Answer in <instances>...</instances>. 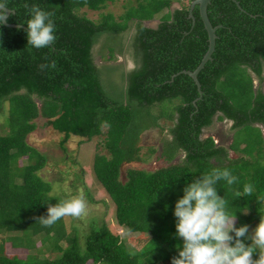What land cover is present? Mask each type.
I'll return each mask as SVG.
<instances>
[{
  "label": "trees",
  "instance_id": "trees-1",
  "mask_svg": "<svg viewBox=\"0 0 264 264\" xmlns=\"http://www.w3.org/2000/svg\"><path fill=\"white\" fill-rule=\"evenodd\" d=\"M110 1L7 0L14 13L7 23L24 27L0 25V112L7 109L8 130L0 134V264H171L183 245L176 234L175 204L186 186L213 168H227L239 178L231 187L224 180L215 185L236 227H256L264 215V0L207 5L218 27L211 58L197 73L200 89L186 73L208 47L197 5L194 21L189 6L163 13L171 0H134L119 20L107 12L96 21L82 10L98 11ZM25 4L54 13L52 46L28 45ZM157 15L156 27L143 25ZM129 29L136 65L129 70L118 61L97 65L94 47L105 50L101 38H121ZM119 48L128 60L122 43ZM52 62L55 68L42 70ZM111 71L120 74V82L109 83ZM38 117L62 134L64 151L71 136L103 137L100 145L107 153L95 152L92 171L115 206L123 235L97 219L85 230L73 226L69 232L63 218L51 227L39 222L49 204L63 197L50 194L49 182L38 174L47 158L27 141ZM214 117L232 121L228 147L210 135L202 137ZM161 119L169 122L160 151L167 165L153 171L128 168L121 181L122 164L143 160L141 134L164 128ZM229 150L242 155L231 157ZM180 154L184 159L174 163ZM246 183L253 185L252 195L237 197ZM6 244L27 255H8ZM253 258L258 259V251Z\"/></svg>",
  "mask_w": 264,
  "mask_h": 264
},
{
  "label": "rangeland",
  "instance_id": "rangeland-1",
  "mask_svg": "<svg viewBox=\"0 0 264 264\" xmlns=\"http://www.w3.org/2000/svg\"><path fill=\"white\" fill-rule=\"evenodd\" d=\"M191 0H171L170 7L165 9L166 11H172L175 8L189 6ZM129 4H134V0H112L106 2L105 7L98 11H92L88 9H82L87 17L98 21L101 14L110 12L114 15L116 20H119L118 15L122 14ZM162 15V14H161ZM157 15L156 17H158ZM160 17V16H159ZM159 22L156 18L150 21H143V25L149 27H155ZM131 38L132 29L127 30L121 36H104L100 40L104 51L97 45L94 47V59L97 65L101 64H114L118 61L119 64H127V70L135 66V62L131 56ZM121 39V41H120ZM123 44V49L129 53H124L128 56V60H125L123 53H120V44ZM102 51V52H100ZM105 54L101 57V54ZM120 54V56H118ZM105 57H111L108 60ZM131 58V59H130ZM131 61L132 63H130ZM117 63V62H116ZM117 63V64H118ZM129 67V68H128ZM109 83L111 85L115 80H121V76L118 72L110 73ZM255 87L258 86V81L254 82ZM6 112L4 109L0 112V134H5L7 130L6 125ZM36 123L35 130L27 136V141L30 145L38 149L43 153L46 158V164L38 172V174L51 186L50 194L63 197V199L71 198L74 195L82 193L88 204V215L82 218L64 217L66 231H70L73 226L80 229H87L91 219H97L100 222H105L110 230L114 233H122L123 227L119 226L115 219V206L110 200L108 194L105 192L102 185L94 176L92 171V162L95 152L107 153L100 143L103 140L102 136L94 137L91 140L82 139L80 137L71 136L65 143L66 151H64L59 141L62 139V134L53 130L50 125L47 124L46 119L38 117L34 120ZM161 125L164 128L154 127L144 131L139 140V155L143 159L139 162L124 163L120 169L119 179L121 181L126 180V170L128 168L143 169L147 171H153L160 167L167 165L166 162L160 157L161 140L166 133V127L168 121L161 119ZM231 121L222 119L219 120L216 117L213 118V124L203 129L202 137L212 136L215 143L228 147L232 141L233 130L231 128ZM264 133V128H262ZM98 143V144H97ZM231 157L241 156L242 152L229 150ZM184 159V155H178L173 162L178 163ZM25 159L20 160L19 164H24ZM18 180V179H17ZM257 227V226H256ZM251 226L249 228L250 233L256 228ZM123 235V233H122ZM125 237L134 235L125 233ZM39 236L36 237V245H40ZM1 242V238H0ZM6 253L8 255H19L25 257L27 250L14 249L6 244ZM43 255L53 256L49 252H44Z\"/></svg>",
  "mask_w": 264,
  "mask_h": 264
},
{
  "label": "clouds",
  "instance_id": "clouds-1",
  "mask_svg": "<svg viewBox=\"0 0 264 264\" xmlns=\"http://www.w3.org/2000/svg\"><path fill=\"white\" fill-rule=\"evenodd\" d=\"M25 8H28L30 16L26 22L28 45L36 49L52 46L56 41L54 13L37 5L29 8L25 4ZM11 15L14 13L7 6V0H0V25H6ZM55 66L52 62L43 65L42 70ZM238 179L227 168H213L184 188V195L176 202L174 211L176 234L182 238L183 245L171 264H264V215L249 236L248 225L235 226L236 217L229 214L228 202L218 195L215 187L221 180L231 187ZM253 191V185L246 183L243 193L236 191L235 195L250 196ZM87 215L88 204L80 193L55 205L49 204L47 216L40 217L39 222L44 227H51L64 217L79 219ZM244 237L251 241L250 245L243 242L241 238ZM257 251L258 259H254L253 254Z\"/></svg>",
  "mask_w": 264,
  "mask_h": 264
},
{
  "label": "water",
  "instance_id": "water-1",
  "mask_svg": "<svg viewBox=\"0 0 264 264\" xmlns=\"http://www.w3.org/2000/svg\"><path fill=\"white\" fill-rule=\"evenodd\" d=\"M210 1L211 0H191V2L189 4V10H188L189 16L194 21V16L192 14V10L196 5L198 6L200 18H201L203 25H204V28L207 32L208 47H207L206 52L204 53V55H203L200 63L198 64V66L193 71H186V73L194 79L195 83L198 86V89H200V84L197 80V73L202 69V67L204 66L206 61L211 58V54L213 53L214 47H215V38H216L215 31L218 27V26H213L211 19H210V16H209V13H208L207 5L210 3ZM6 25L15 26V27H24L23 25H20V24L16 25V24L7 23Z\"/></svg>",
  "mask_w": 264,
  "mask_h": 264
},
{
  "label": "crops",
  "instance_id": "crops-1",
  "mask_svg": "<svg viewBox=\"0 0 264 264\" xmlns=\"http://www.w3.org/2000/svg\"><path fill=\"white\" fill-rule=\"evenodd\" d=\"M155 18L158 20L159 16H158V17H154L153 19H155ZM153 19H151V20H153ZM145 21H150V20H145ZM157 24H158V23H157ZM157 24H156V26H157ZM156 26H155V27H156Z\"/></svg>",
  "mask_w": 264,
  "mask_h": 264
}]
</instances>
